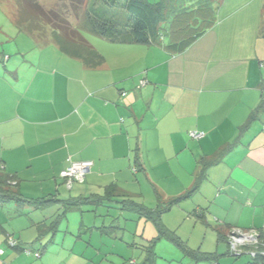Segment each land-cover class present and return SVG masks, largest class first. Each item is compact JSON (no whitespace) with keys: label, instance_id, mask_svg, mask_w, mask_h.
Masks as SVG:
<instances>
[{"label":"crops","instance_id":"0c3cea01","mask_svg":"<svg viewBox=\"0 0 264 264\" xmlns=\"http://www.w3.org/2000/svg\"><path fill=\"white\" fill-rule=\"evenodd\" d=\"M215 15L216 23L180 53L162 44H102L94 46L100 58L86 59L30 34L23 49L4 45L18 29L0 9V35L8 39L0 42V168L15 175L25 197L57 199L40 207L14 203L27 208L26 216L13 203L0 206V264H89L88 250L42 247L68 212L85 205L51 228L63 200L112 188L115 199L138 201L144 178L165 189L167 199L156 191L164 201L202 178V197L190 207L207 209L204 222L222 244L204 252L219 264H234L223 259L231 231H264V0H219ZM135 57L140 61H130ZM191 131L204 135L196 139ZM70 160L93 166L68 189L60 172ZM99 232L90 231V245ZM8 237L32 253L12 248ZM248 246L242 250L250 260L235 264L254 263Z\"/></svg>","mask_w":264,"mask_h":264},{"label":"trees","instance_id":"16d2710c","mask_svg":"<svg viewBox=\"0 0 264 264\" xmlns=\"http://www.w3.org/2000/svg\"><path fill=\"white\" fill-rule=\"evenodd\" d=\"M191 1L159 0L156 3H151L148 0H56L49 8L45 7L40 0H0V3L9 5L10 19L19 32L34 35L43 42H50L52 40H46L48 38L46 28L49 27L53 36L58 39L53 42H56L62 50L70 52L72 47L69 45L75 44L74 49H76L72 52L84 58L86 56L87 59L90 57L100 58V55L98 56V51L84 35L86 33L112 44H162L171 53L184 51L216 23L215 14L218 2H214V0ZM125 94L126 91H121V95ZM229 148H225L220 155L226 153ZM215 161H210L208 164ZM71 162L70 160L69 164ZM14 178L15 175H10L0 168V205L14 201L20 205L29 204L40 207L52 200H57L47 197L35 199L25 197L13 182ZM198 179L193 188L180 196L167 201L160 199L159 196L160 203L154 208L129 197L115 199L112 188L103 196L72 197L63 200L64 211L50 227L55 228L56 223L66 215L67 211L81 207L83 204L106 205L108 207L117 204L121 210L136 212L140 217L150 220L157 229L158 236L153 238L151 244L146 248L145 264H155L156 255L153 248L156 240L161 237L174 242L195 262L208 261L219 264L215 253H206L188 247L175 231L166 227L162 222V217L166 212L179 205L181 201L190 197L199 188ZM206 210L205 208L194 210L193 214L201 222H204ZM111 228H115V226L111 225ZM220 229V226L216 227L218 237L221 239L223 232ZM238 229L244 231L241 228ZM252 230L258 232L257 243L248 246L251 251L255 252L251 254L253 264H264V231L263 229ZM10 238L6 239L7 244ZM11 247L32 253L30 247L23 246L17 241ZM37 252L40 254V251L35 253ZM36 257H40V255Z\"/></svg>","mask_w":264,"mask_h":264},{"label":"rangeland","instance_id":"374dc122","mask_svg":"<svg viewBox=\"0 0 264 264\" xmlns=\"http://www.w3.org/2000/svg\"><path fill=\"white\" fill-rule=\"evenodd\" d=\"M40 1L47 8L56 2V0ZM148 1L151 3H156L159 0ZM218 1L219 0H214V2ZM3 4L6 3H0V9L4 6L9 11V5L6 4L5 6ZM15 34L16 35H14L12 40H10V44L6 42L4 45L13 46L17 49H23L29 45L28 41H33L30 38L31 36L27 33L16 31ZM46 34L48 35V38L46 39L47 41L58 40L57 37L53 36V33L49 27L46 28ZM2 35L3 34L1 32L0 42L7 41L8 39H5L7 37H3ZM84 35L88 41L93 44V46L105 48L104 46L108 45L107 47H111V45H113L110 44V42H107L102 38L93 36L91 34L86 33ZM102 44H104V46ZM80 46L83 47L82 45ZM69 47H72V43L69 45ZM75 49L72 47V51H75ZM14 55L15 54H12V56ZM138 59V57H135L130 61H140ZM150 59L151 58L148 56V60ZM198 182L199 186H201L202 178L198 179ZM143 189L144 193H146L143 195L142 199L136 198L138 202H142L150 208L156 207L160 203V199L157 198V188L155 189V186L151 180L149 181L144 178ZM164 190L158 191L165 197L163 199H167L168 194L164 193ZM201 190L202 187L197 188L191 194V196L187 198V200L182 202L181 206L176 205L171 211L165 213L163 215L162 222L166 227L175 231L180 239L185 242L188 247L199 249L200 251H213L216 250V248H219V246L222 244H219L217 241L218 239L216 233L214 232V226L202 223L193 214V207H190L191 204H198V200L202 197ZM9 203H13L12 207L17 208L18 215L26 216L28 211L27 208H20L19 206H16V204H14L16 202L14 201H10L6 204ZM185 203H187V207L185 206ZM188 206L190 209H188ZM21 211L25 212V214H22ZM40 211H43L44 214L50 213V209ZM33 213L34 212L31 214ZM83 218L86 221L84 225H82ZM60 223L58 224V233L53 237V241L49 242L46 235L43 238L46 239V241H44L42 247L46 245L47 248L51 249L53 252H56L60 246L66 244L67 246L71 247L73 250H70L74 251L75 253H83L88 250V252L90 251L91 254L94 253L90 257H87L89 264H145L147 258L146 248L151 244V240L158 236L157 229L153 222L146 220L144 217H140V215L136 212L121 210L118 208L117 204L109 207L106 205L92 206L85 204L82 206L81 210L74 209L68 212L67 217L64 218V220ZM111 225L115 226V228H111ZM100 227H104V229L108 231L107 234H101L99 232ZM85 228L86 232L84 230ZM79 229L82 230L79 231ZM90 231L99 232L98 234L95 233L94 237L92 238V243L95 246L90 245L88 242L91 239L89 235ZM82 235L84 239L82 238ZM100 235H106L107 237L100 238ZM153 250L156 255L155 264H210L208 261L195 262L191 257L187 256L179 246L165 237H161L156 240ZM221 250L226 252L227 247L225 244H223ZM230 250L231 249L228 250V254L223 256L225 263L227 260H230L234 264L250 260L251 256L245 250H242L243 252H241L240 255H236Z\"/></svg>","mask_w":264,"mask_h":264},{"label":"built area","instance_id":"2783aa9c","mask_svg":"<svg viewBox=\"0 0 264 264\" xmlns=\"http://www.w3.org/2000/svg\"><path fill=\"white\" fill-rule=\"evenodd\" d=\"M190 135L193 138L199 139L204 135V133L191 131ZM92 166H93V162L90 160L72 161L68 165V167H66L60 172V177L63 179L67 188L71 189L75 183L84 182L86 175L89 173ZM257 236H258V232L256 230L245 232L238 228L234 229L231 235L229 236L231 251L236 255L240 254L245 245L257 243L258 241ZM8 244L9 246H14L16 244V241L14 240V238L11 237L8 240ZM27 252L30 253V251ZM3 253L4 250L0 249V254ZM254 253H255L254 251L251 252V254ZM39 255H40L39 252L35 253V256H39Z\"/></svg>","mask_w":264,"mask_h":264}]
</instances>
